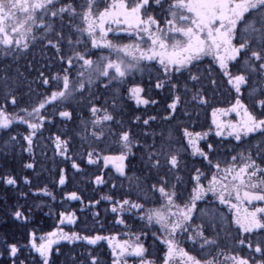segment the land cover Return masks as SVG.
Masks as SVG:
<instances>
[{"label":"snow or ice","instance_id":"snow-or-ice-1","mask_svg":"<svg viewBox=\"0 0 264 264\" xmlns=\"http://www.w3.org/2000/svg\"><path fill=\"white\" fill-rule=\"evenodd\" d=\"M0 55V185L40 199L0 264H264V0H0ZM48 147L44 231L56 194L9 160Z\"/></svg>","mask_w":264,"mask_h":264},{"label":"trees","instance_id":"trees-1","mask_svg":"<svg viewBox=\"0 0 264 264\" xmlns=\"http://www.w3.org/2000/svg\"><path fill=\"white\" fill-rule=\"evenodd\" d=\"M33 56H35L37 59L41 58L39 46L33 49L26 58L20 59L19 64L21 66V69H20L21 71H24L23 65L26 63V60H31ZM7 66H8L7 59L3 57L2 55H0V75L3 74V70ZM12 71L14 72L15 69L13 68ZM29 79H31V77H29ZM21 89L26 91V85L21 84ZM153 95L155 94L153 93ZM161 95H163V93H161ZM156 98H159V97H156ZM212 103L214 106H227L228 97L218 96L215 100L212 101ZM163 107L164 105L163 103H161L159 107L150 108L149 111H159L162 113ZM196 111L200 112L198 124L203 126V130H207V128L210 125L211 108H208L207 112H205V110L203 109H197ZM194 121H195V115H194ZM197 130H201V129L198 127ZM45 135H47V133H45ZM46 151H47V155L45 156L41 154L39 148L36 149V170L35 172H33L32 170H28V169H22L21 167L22 162L23 163L30 162L28 159L27 153L23 154V161L21 160L20 156L17 155L16 160L14 161L9 160V165L11 168L15 170L17 174L21 176L28 175L33 180L34 185L42 186L44 184H47L49 187V190L53 191L56 194L55 201L50 200V198H44V202L48 204L49 207H45L42 210H36L34 213V217H33L37 221V224L33 225L34 227H39V228H42L44 231H49L51 230L49 225H54L58 223L55 217V213L61 210L58 206L61 196H60L59 188L54 189L52 187V181L56 178L54 171H50V170H54L56 167L55 160L53 157V151L51 147H48ZM17 153H19V149H17ZM55 159H58V158H55ZM61 167H69V166L61 165ZM69 175L71 176L72 173L70 172ZM79 179H80L79 177H76L75 180H73L69 185H67V189L68 190L75 189ZM21 191L29 193L28 195L29 204L40 203V199L33 198L31 196V191H35V188L30 190L29 188L25 187L22 183L18 186V188H15V189L11 188L10 186L0 185V217H2V219H0V240L4 239L5 236L7 235V238L17 240L20 242V244L23 245L24 243H26V233L27 231L31 230V226L30 228L25 229L24 227L21 226L20 221L13 222L7 216L3 215V211L8 209L10 205L16 202V198L19 192ZM105 191H107V189H105ZM91 194L92 193L90 191L87 193V195H91ZM20 203H24V201L21 199ZM65 207H70L72 209H78L80 205L78 202H71L70 204H66ZM103 207L104 205H101V208ZM49 208H51V211H52L51 216L45 215V213L49 212ZM83 218H86V217H82V219ZM88 224H89V227H91L92 221L90 219L88 220ZM80 227L82 228L83 225H81ZM64 228H65V231H68L70 229L79 230V229L73 228V226H66V225L64 226ZM120 230H121L120 227L117 226L115 229H110L109 231L116 232ZM104 234H108V233L105 232ZM64 244L66 243L65 242L61 243V245H64ZM79 250L80 249H78V251Z\"/></svg>","mask_w":264,"mask_h":264},{"label":"rangeland","instance_id":"rangeland-1","mask_svg":"<svg viewBox=\"0 0 264 264\" xmlns=\"http://www.w3.org/2000/svg\"><path fill=\"white\" fill-rule=\"evenodd\" d=\"M66 226H70V225H66ZM62 243V242H61ZM66 243V242H65Z\"/></svg>","mask_w":264,"mask_h":264}]
</instances>
